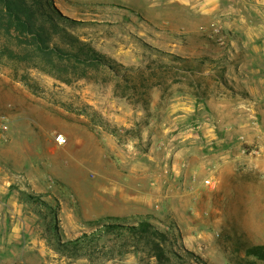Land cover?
Segmentation results:
<instances>
[{
    "label": "rangeland",
    "instance_id": "obj_1",
    "mask_svg": "<svg viewBox=\"0 0 264 264\" xmlns=\"http://www.w3.org/2000/svg\"><path fill=\"white\" fill-rule=\"evenodd\" d=\"M52 2L105 63L0 27V264H264V0Z\"/></svg>",
    "mask_w": 264,
    "mask_h": 264
},
{
    "label": "trees",
    "instance_id": "obj_2",
    "mask_svg": "<svg viewBox=\"0 0 264 264\" xmlns=\"http://www.w3.org/2000/svg\"><path fill=\"white\" fill-rule=\"evenodd\" d=\"M78 24L75 20L61 14L54 6L52 0H0V27L7 33L15 32L16 38L32 44L40 54L66 55L84 63H105L97 58L93 48L86 42L68 31V28ZM59 43H66L68 48H60L52 44L54 37ZM108 229H118L138 232L140 236L151 235L161 238L163 235L150 230L147 222H141L138 227L124 228L120 225H107ZM161 236V237H160ZM246 254L264 261V246H252L247 248ZM161 260V253H156Z\"/></svg>",
    "mask_w": 264,
    "mask_h": 264
},
{
    "label": "built area",
    "instance_id": "obj_3",
    "mask_svg": "<svg viewBox=\"0 0 264 264\" xmlns=\"http://www.w3.org/2000/svg\"><path fill=\"white\" fill-rule=\"evenodd\" d=\"M55 143H56L57 145H63V144H65V143H66V138H65V136H64L63 134H57V135L55 136Z\"/></svg>",
    "mask_w": 264,
    "mask_h": 264
}]
</instances>
